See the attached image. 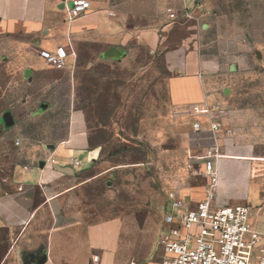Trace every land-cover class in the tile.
Masks as SVG:
<instances>
[{
  "label": "rangeland",
  "instance_id": "1",
  "mask_svg": "<svg viewBox=\"0 0 264 264\" xmlns=\"http://www.w3.org/2000/svg\"><path fill=\"white\" fill-rule=\"evenodd\" d=\"M97 2L132 31L126 43L70 39L59 28L69 26L65 5L44 12L39 5L29 10L24 0H0V20L9 25L32 16L50 23L30 35L0 32V203L9 208L0 204V264H79L81 255L97 252L53 236L54 219L46 208L24 226L20 202L9 203L5 195L13 172L40 168L69 141L66 148L103 149L88 170L65 173L88 182L74 197L79 212L72 230L85 237L88 228L107 224L106 252L114 264L161 260L167 205L178 199L194 208L202 201L209 186L203 157L216 150L198 140L190 115L194 104L178 100L177 60L164 58L182 46L206 63L197 104L215 106L220 131L231 130L222 146L264 158V0H198L201 10L188 18L178 0ZM169 7L179 13L175 22ZM136 26L159 34L155 52L136 38ZM65 37L74 56L59 69L41 58L42 43ZM231 166L221 171L226 183L219 199L244 205L250 184L264 186V161ZM259 229L264 232L263 223Z\"/></svg>",
  "mask_w": 264,
  "mask_h": 264
},
{
  "label": "crops",
  "instance_id": "2",
  "mask_svg": "<svg viewBox=\"0 0 264 264\" xmlns=\"http://www.w3.org/2000/svg\"><path fill=\"white\" fill-rule=\"evenodd\" d=\"M73 0H24V4L29 10L34 9L37 5L42 6L44 12H48L53 9H57L62 5L70 4ZM92 4L91 11L85 16L75 20L68 21L69 26L60 27L61 32H69V38L77 40L78 43L82 39H91L98 44H123L126 43L128 38L131 36V30L126 26L123 19H121L115 12L109 10L106 6H99L98 0H90ZM183 6L182 11L185 8L190 10V15L193 16L201 7L198 0H193L189 4L183 3L182 0H178ZM198 4V5H197ZM172 7H169L170 9ZM167 9L168 17L169 12ZM175 9V8H172ZM175 11H177L175 9ZM177 18H170L172 22L177 21L179 13H177ZM183 15V14H182ZM186 17V16H184ZM188 18V17H187ZM50 23L43 20L40 24L38 20H35L33 16L31 18H26L24 22L16 23V25H9L8 23L0 20V32H22L28 35L39 32L40 28H48ZM136 38L140 42L146 44L150 51L155 52L156 48L159 47L160 36L155 30L151 28L139 29L136 26ZM67 38H59L53 41H43L42 46L46 48L45 50H55L53 44L57 46L66 47L64 44L67 43ZM56 47V46H55ZM49 48V49H48ZM51 48V49H50ZM167 60H177V66L179 71V79L176 81L179 85L177 89L178 100L184 105H197L201 103V96L197 88L202 84L200 77L203 76V71L206 68L205 61L202 62L198 58L197 52H189L186 47L182 46L180 51L175 53H169L164 56ZM204 63V66H203ZM238 71V66L236 70ZM222 80H226L223 76ZM226 82V81H225ZM202 104H208L202 103ZM193 105V106H194ZM192 112V111H191ZM192 118L196 119L195 122H200L202 130L199 131L198 140L203 146H212L213 148L219 149V154L222 155L216 161V168L219 173V181L217 188V200L218 205H223L219 199V191L226 181L221 178V171L231 169V163L236 161H263L260 157L242 155L238 152L226 151L225 147L222 146L225 137H230L226 131L212 132L209 120L202 116H196L192 113L190 114ZM222 123V119L220 118ZM214 133L215 135H213ZM224 136V139H222ZM71 141L61 144L50 156L49 160L45 161V166L42 168H29L23 170L17 169L13 172L12 179L13 183L10 184V191L5 193L7 200L14 202H20L22 211V222L24 226H28L29 223L35 218L36 214L42 209L46 208L50 210L51 215L54 219V229L52 235H59L62 240H70L77 244V246L82 249L84 247L93 246L97 249V252H92L87 256L77 255L80 257L78 260L79 264H93V258L98 252H101L100 264H114L116 261L106 252V245L108 233V225H98L96 227L88 228L85 237L81 235L80 232L73 231L72 229L76 226L75 214L78 211L76 204H79V199L75 201L74 197H78L80 191L85 187V184L77 183L73 177L69 175H74V171L77 167L83 166L82 170L86 171L91 166L94 165L96 161L102 158L103 149L102 147H94L90 149H73L66 148ZM66 145V146H65ZM225 153H222V152ZM226 154V155H225ZM241 158V159H240ZM71 159H74L75 164L71 163ZM254 159V160H253ZM78 163V164H76ZM204 170V163H203ZM66 173V174H65ZM225 177V176H224ZM251 183V182H249ZM226 185V184H225ZM227 187V186H226ZM225 188V186H224ZM230 192L229 189L225 193ZM206 193L204 195L205 199ZM5 197V196H4ZM264 186L259 187L256 184H250L247 189V199L248 202L244 205H251L253 207V220L260 225H264ZM258 201L257 205H254ZM7 202L0 203L4 210L9 208L6 206ZM226 205V204H225ZM18 225V224H17ZM102 259V260H101ZM53 264H67V263H56L52 261Z\"/></svg>",
  "mask_w": 264,
  "mask_h": 264
},
{
  "label": "built area",
  "instance_id": "3",
  "mask_svg": "<svg viewBox=\"0 0 264 264\" xmlns=\"http://www.w3.org/2000/svg\"><path fill=\"white\" fill-rule=\"evenodd\" d=\"M189 4L193 0H182ZM92 9L90 0H73L65 7L68 21H75ZM170 18H177L175 9H168ZM183 15L191 17L185 8ZM74 53L59 46L55 52L44 50L41 58L56 68L64 69ZM217 108L208 104L192 107V114L209 120L211 131L219 132L222 123ZM195 132L202 130L200 122L193 125ZM226 133L231 135V130ZM221 157L219 149L214 155L203 157L204 175L208 179L205 199L194 208L184 201L173 199L168 203L164 216L161 245L164 255L159 261L132 259L128 264H264V232L253 220L251 205H218L217 188L219 173L216 161ZM71 163L75 164L74 159ZM78 164V163H76ZM264 202V197H263ZM100 264V257H94Z\"/></svg>",
  "mask_w": 264,
  "mask_h": 264
},
{
  "label": "water",
  "instance_id": "4",
  "mask_svg": "<svg viewBox=\"0 0 264 264\" xmlns=\"http://www.w3.org/2000/svg\"><path fill=\"white\" fill-rule=\"evenodd\" d=\"M236 69H237L236 66H233V67H232V70H233V71L236 70ZM40 166L43 168V167L45 166V162H44V161L41 162Z\"/></svg>",
  "mask_w": 264,
  "mask_h": 264
},
{
  "label": "bare ground",
  "instance_id": "5",
  "mask_svg": "<svg viewBox=\"0 0 264 264\" xmlns=\"http://www.w3.org/2000/svg\"><path fill=\"white\" fill-rule=\"evenodd\" d=\"M222 156V155H221ZM241 159V158H240ZM254 160V159H253ZM261 160H263L264 161V159H261Z\"/></svg>",
  "mask_w": 264,
  "mask_h": 264
}]
</instances>
